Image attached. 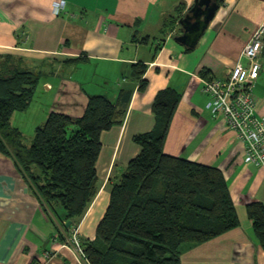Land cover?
Here are the masks:
<instances>
[{"label":"crops","instance_id":"1","mask_svg":"<svg viewBox=\"0 0 264 264\" xmlns=\"http://www.w3.org/2000/svg\"><path fill=\"white\" fill-rule=\"evenodd\" d=\"M63 1L65 9L55 15L54 4ZM181 3L185 15L195 0H0V56L12 55L18 66L40 75L30 109L16 112L11 124L25 139L34 138L52 112L80 118L89 97L117 102L121 92L129 93L120 106L122 123L101 136L99 193L78 225L81 242L94 241L113 184L140 154L134 138L155 127L157 95L178 91L182 99L164 152L218 168L239 219L238 228L218 238L183 246L181 264H264V246L248 213L252 203L264 205V166L245 163L236 133L211 114L203 92V73L226 78L239 61L247 63L241 55L264 22V0H226L189 51L175 40L179 22L175 33L162 34ZM139 63L147 66L144 91L133 78L132 66ZM261 64L254 94L264 117V53ZM23 117L30 118L27 129L17 126ZM56 216L37 200L14 159L0 153V264H86L67 245L72 231L64 230L66 212L58 209Z\"/></svg>","mask_w":264,"mask_h":264},{"label":"trees","instance_id":"2","mask_svg":"<svg viewBox=\"0 0 264 264\" xmlns=\"http://www.w3.org/2000/svg\"><path fill=\"white\" fill-rule=\"evenodd\" d=\"M225 1L218 0V4ZM185 10L181 3L176 16L165 20L162 34L175 33ZM15 60L12 55L0 56V153L18 164L41 205L55 217L58 209L66 212L64 230L68 233L78 228L99 193L101 136L122 123L120 106L129 93L121 92L117 102L103 95L89 97L80 118L52 112L26 146L25 137L11 120L16 112L30 109L40 75ZM132 69L144 91L147 66L139 63ZM210 76L203 73L204 78ZM181 99V93L171 88L157 95L154 129L134 138L140 154L113 184L95 240L82 242L91 264H181L183 246L207 243L239 227L223 173L164 152ZM248 213L254 234L264 246V205L252 203Z\"/></svg>","mask_w":264,"mask_h":264},{"label":"built area","instance_id":"3","mask_svg":"<svg viewBox=\"0 0 264 264\" xmlns=\"http://www.w3.org/2000/svg\"><path fill=\"white\" fill-rule=\"evenodd\" d=\"M64 9V1L54 4L55 15H60ZM263 53L264 22L242 52L241 58L247 63L239 61L226 78H203V92L209 98L207 109L236 133L244 147L245 163L258 168L264 166V117L258 113L254 87L261 74ZM67 245L74 248L82 261L91 264L83 250L78 228L72 230Z\"/></svg>","mask_w":264,"mask_h":264},{"label":"water","instance_id":"4","mask_svg":"<svg viewBox=\"0 0 264 264\" xmlns=\"http://www.w3.org/2000/svg\"><path fill=\"white\" fill-rule=\"evenodd\" d=\"M220 9L218 0H195L194 6L180 20L181 35L176 42L190 50L196 49ZM72 222L67 223L69 228Z\"/></svg>","mask_w":264,"mask_h":264},{"label":"rangeland","instance_id":"5","mask_svg":"<svg viewBox=\"0 0 264 264\" xmlns=\"http://www.w3.org/2000/svg\"><path fill=\"white\" fill-rule=\"evenodd\" d=\"M36 97V96H35ZM29 110V109H28ZM27 111H24V112H20V113H26ZM29 120H30V118H25V117H23V118H21L20 120H18V124H17V126L18 127H21V128H25V129H27V126L29 125ZM33 138H29V137H26V139L24 140V143L26 144V146H29V145H31L32 144V140Z\"/></svg>","mask_w":264,"mask_h":264}]
</instances>
